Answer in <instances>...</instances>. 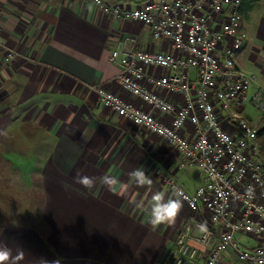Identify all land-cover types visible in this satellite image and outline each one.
<instances>
[{"label": "crops", "instance_id": "crops-1", "mask_svg": "<svg viewBox=\"0 0 264 264\" xmlns=\"http://www.w3.org/2000/svg\"><path fill=\"white\" fill-rule=\"evenodd\" d=\"M119 1L133 6L144 0ZM242 15L246 42L237 64L257 77L252 96L264 89V0ZM125 37L129 44H120L114 62L111 53ZM0 38L6 43L1 55L6 47L23 55L0 61V244L13 249L11 264L167 263L178 233L193 216L165 176L173 175L192 192L203 184V172L198 170L192 182L195 169L178 167L174 145L111 111L88 87L101 84L149 109L115 79L119 61L129 48L167 51L168 44L154 41L145 23L107 15L88 0H0ZM190 75L196 78V70ZM143 82L177 106L184 104L183 93L149 77ZM154 111L161 119L172 118ZM182 132L192 138L195 127L188 124ZM136 169L151 186L133 182L130 173ZM77 175L93 178L95 187L90 191L76 183ZM105 175L116 178V191L100 183ZM157 191L183 203L172 224L149 223ZM237 239L247 249L261 242L242 232ZM193 245L206 254L200 243ZM218 264L249 263L226 251Z\"/></svg>", "mask_w": 264, "mask_h": 264}, {"label": "built area", "instance_id": "built-area-1", "mask_svg": "<svg viewBox=\"0 0 264 264\" xmlns=\"http://www.w3.org/2000/svg\"><path fill=\"white\" fill-rule=\"evenodd\" d=\"M105 14L145 23L156 42L168 44L167 51L129 48L122 55L115 77L124 89L150 108L131 103L101 84H90L99 101L111 111L131 119L174 145L180 153V168H199L204 182L189 192L171 174L165 184L187 205L188 218L178 233L172 257L164 264H218L226 251L249 264H264V165L259 127L245 114L248 103L264 108V89L252 96L249 90L256 75L237 64L238 52L246 42L241 13L242 0H144L135 5L115 0H88ZM122 39L111 53L118 62ZM0 46L6 43L0 38ZM23 56L6 47L0 61ZM154 67L168 69L165 75L149 73ZM196 70V78L190 72ZM144 77L183 93L177 106L143 82ZM154 109L172 115L167 121ZM195 127L186 137L182 128ZM204 225L206 230H201ZM255 236L261 242L252 249L241 246L238 233ZM193 240L206 250L201 253ZM160 264V263H155Z\"/></svg>", "mask_w": 264, "mask_h": 264}, {"label": "clouds", "instance_id": "clouds-1", "mask_svg": "<svg viewBox=\"0 0 264 264\" xmlns=\"http://www.w3.org/2000/svg\"><path fill=\"white\" fill-rule=\"evenodd\" d=\"M130 177L138 186H151L152 184V180L140 169H136L130 173ZM76 183L91 191L95 187L96 182L89 176L77 175ZM100 183L107 186L109 191H116L118 187V181L116 178L109 175L101 177ZM182 207L183 203L180 199H165L164 194L157 191L151 196L149 223L154 227L164 224H172L175 222V218L180 213ZM200 228L201 230H206L204 225H201ZM14 259L13 249L0 244V264H11V261Z\"/></svg>", "mask_w": 264, "mask_h": 264}, {"label": "trees", "instance_id": "trees-1", "mask_svg": "<svg viewBox=\"0 0 264 264\" xmlns=\"http://www.w3.org/2000/svg\"><path fill=\"white\" fill-rule=\"evenodd\" d=\"M257 0H242V6H241V13L243 14L244 11H248L250 8H252L253 4L256 2ZM250 119V118H249ZM253 122V121H252ZM254 123V122H253ZM255 124V123H254ZM259 127V133H258V137H259V140L261 142V147H262V154H261V160H262V163L264 165V153H263V150H264V111L262 112V115H261V119L259 121V125H257Z\"/></svg>", "mask_w": 264, "mask_h": 264}, {"label": "rangeland", "instance_id": "rangeland-1", "mask_svg": "<svg viewBox=\"0 0 264 264\" xmlns=\"http://www.w3.org/2000/svg\"><path fill=\"white\" fill-rule=\"evenodd\" d=\"M242 17H243V15H242ZM244 24V23H243ZM251 89V88H250ZM249 92H250V90H249ZM247 107V112L251 115V117H252V119H254L255 121H254V123L256 124V125H258V120H259V117H260V115H261V112H263L264 111V108H260V107H258V106H252V105H248V102H247V105H246ZM255 107V108H254ZM258 109V110H257ZM191 169H195L194 171H195V173H194V175L192 176V182H196L197 180H198V178H199V171H200V169L199 168H197V167H193V168H191ZM199 170V171H198Z\"/></svg>", "mask_w": 264, "mask_h": 264}]
</instances>
